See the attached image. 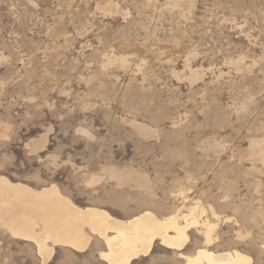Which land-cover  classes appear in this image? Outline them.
<instances>
[{
    "label": "rangeland",
    "instance_id": "1",
    "mask_svg": "<svg viewBox=\"0 0 264 264\" xmlns=\"http://www.w3.org/2000/svg\"><path fill=\"white\" fill-rule=\"evenodd\" d=\"M158 1L0 0V176L127 219L146 206L104 168L150 174L169 207L190 173L192 197L229 204H218L232 219L220 249L264 264V165L249 150L264 140V0ZM187 60L202 80L188 79ZM135 120L152 133L142 138ZM239 229L251 235L238 240ZM94 245L56 248L47 264H100ZM152 255L142 264H181L158 245ZM41 261L34 243L0 229V264Z\"/></svg>",
    "mask_w": 264,
    "mask_h": 264
},
{
    "label": "bare ground",
    "instance_id": "2",
    "mask_svg": "<svg viewBox=\"0 0 264 264\" xmlns=\"http://www.w3.org/2000/svg\"><path fill=\"white\" fill-rule=\"evenodd\" d=\"M153 4L151 3V8H153ZM168 7L170 6L168 5ZM155 25L157 24L155 23ZM182 50L190 54L188 43L184 45ZM50 57L53 56L50 54ZM125 57L118 58L119 65H126L127 59ZM145 58L143 56V59ZM114 62L113 64H115ZM192 65L187 60L185 69L190 71L188 79L195 83L202 80L205 74H201L204 71L203 68V71H200L198 68L194 69ZM135 122L134 124L142 138L148 137L152 133L147 126ZM249 150L250 156L255 157V160L264 165V140H251ZM103 171L108 174L110 179L115 180L119 187L127 186L137 192L136 198L132 197L137 202L138 206L135 205L136 207L146 206L147 208H142L143 210L127 219H119L98 205L87 207L76 205L54 184L41 189H34L28 184L12 182L7 177L0 176V229L10 233L16 239L34 243L42 259L41 264L49 263L56 248L71 249L83 253L94 244H97L98 247V257L102 261L100 264H142L146 259L153 256L152 252L157 245L169 254L168 256L173 261H180L181 264H252V258L237 248L220 249V241L222 240L219 233L220 225L223 222L228 223L232 219L218 211V204L220 207H228L229 204L223 201L214 206L209 203L210 200L204 203L197 197H192L193 189L190 187L191 184L188 186V183L193 179L192 174L187 173L185 179L182 180L175 179L173 186L176 190L170 193V198L174 202L169 207L158 198L150 174L142 173L133 168L108 167L104 168ZM106 174L105 176H107ZM92 176V184H96L102 179V176L95 174ZM91 180L89 179V181ZM200 182L199 185L204 183ZM206 185L200 186V190L207 189ZM133 196L135 195L133 194ZM153 208L158 209L160 213ZM192 234L196 236V239L191 247L189 242ZM250 235L251 233L247 230L235 231L238 240L245 239ZM199 239L202 242H198ZM101 246L105 249H101Z\"/></svg>",
    "mask_w": 264,
    "mask_h": 264
}]
</instances>
